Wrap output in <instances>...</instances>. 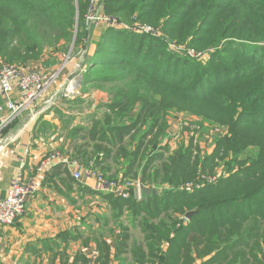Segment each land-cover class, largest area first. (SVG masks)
<instances>
[{
	"label": "trees",
	"instance_id": "16d2710c",
	"mask_svg": "<svg viewBox=\"0 0 264 264\" xmlns=\"http://www.w3.org/2000/svg\"><path fill=\"white\" fill-rule=\"evenodd\" d=\"M89 9L90 0H0L5 65L26 68L46 48L67 53L77 29L74 48L91 34L85 49L94 44V52L82 65V96L63 103L74 107L95 91L108 94L84 116L86 125L71 127L73 116L53 105L36 131L58 129L44 119L56 114L84 169L117 180L110 171L122 165V178L141 180L148 190L141 199L133 191L123 199L83 189L142 233L137 240L119 222L118 235L111 232L115 245L104 237L90 264H264V0H99L97 9L125 28L87 21ZM136 22L159 28L170 42L131 31ZM172 43L206 59L177 54ZM174 110L225 125L228 133L217 134L211 154L192 140L172 152L162 144ZM217 161L226 173L203 182L216 174ZM63 171L71 177L67 166ZM79 262L89 264L82 253Z\"/></svg>",
	"mask_w": 264,
	"mask_h": 264
},
{
	"label": "crops",
	"instance_id": "0c3cea01",
	"mask_svg": "<svg viewBox=\"0 0 264 264\" xmlns=\"http://www.w3.org/2000/svg\"><path fill=\"white\" fill-rule=\"evenodd\" d=\"M3 104L0 96V105ZM64 113L75 119L71 127L87 124V116ZM39 118L35 111L23 113L11 127H6L7 133L0 136V145L10 139L0 149V200L5 197L22 162L26 163L24 180L30 186L25 215L13 226L1 229L0 264H75L80 253L89 264L94 263L98 242L111 236L112 231L117 236L119 222L125 225L128 218L115 220L100 196L84 192L83 189L99 191L94 179L86 178L81 186L70 185L74 167L79 165L71 166L78 161L72 157V144L62 131L64 124L56 114L48 113L44 119L58 129L42 134L36 131ZM51 156L58 157L54 170L39 172L42 161ZM61 166L63 168L59 169ZM66 166L71 177L63 171ZM107 231L109 235H105ZM111 237L114 246L116 238Z\"/></svg>",
	"mask_w": 264,
	"mask_h": 264
},
{
	"label": "rangeland",
	"instance_id": "374dc122",
	"mask_svg": "<svg viewBox=\"0 0 264 264\" xmlns=\"http://www.w3.org/2000/svg\"><path fill=\"white\" fill-rule=\"evenodd\" d=\"M95 16L97 18L101 17L102 21H98V20L90 21L93 24L96 23L103 25L105 23V24L113 25L118 28H125L123 26H118V24L113 20H111L109 17H105L101 10L97 9ZM144 27H150L153 29V32L147 35H152L161 39L164 38V36L162 35V31L159 28H154L149 25H145L144 23L136 22L134 26H131L130 30L134 32L143 33L140 31H143L142 29ZM87 32H88V27H87ZM90 35L91 34H87L86 42L80 45L79 48H74L75 37L77 36V29H76L74 41L73 43H71L67 53L64 54L61 52L56 53L51 48H46L41 52L42 54L40 55V58L38 60L31 61L29 62L28 65H26L27 66L26 68L36 70L47 77H52L53 81L50 84L49 89L47 90L48 92L38 102H36L35 105H33V107L25 110L23 112L24 114H28L29 112L32 111L36 112L37 109L43 107L55 95H60L59 100L58 101L56 100V102L54 103L57 109L64 111L66 113L77 114L79 115V117L90 115L97 107H99L100 104L102 103L104 104L109 101L107 93L95 91L91 93L89 96H84V98L82 97L84 102L81 105L78 106L75 105L74 107H70L69 105H67V103L66 104L63 103L66 99L72 100L82 96L81 92H79V89L82 86L83 75L85 72V69L83 68L82 65L86 63V61L90 58V56L94 52V44L92 46L89 45L88 50L85 49V45L90 44L89 42L91 41ZM164 40L166 39L164 38ZM166 41L167 43L170 42L169 40ZM169 46L171 47L170 49L173 50L175 53L180 55H186L191 59H197V60L206 59L203 57L201 53H197L195 50L188 49L185 46H177L176 43L175 45L172 43ZM2 66H5V64L0 59V67ZM103 110L104 109H101L99 110V112L101 113ZM167 124L169 126V129L167 132V136L163 140L162 145L168 144L169 149L172 152L178 150L179 148L187 147L190 143V140H192L193 144L196 147H200V150L203 155L211 154L215 148V143H216L215 137L217 136V134L226 135L229 130V128L225 125H221L218 123L216 124L211 123L202 117H198L197 115L190 114L186 111H175V110L171 111L170 114L167 116ZM80 163L83 166L86 165L85 161L83 160L80 161ZM219 163H220L219 167H217L216 171L214 172L216 173L215 175L205 176L207 177L208 180L213 178L218 180L226 173L224 170L223 162L219 161L218 164ZM123 170L124 168H122V165H118V166L114 165L112 166V170L110 171V174L112 175L116 174V177L114 179H117L118 181H122V182L131 181L133 183H136V181H141L138 179L133 180L130 178H122ZM136 186L137 185L135 184L134 185L135 188H132L135 197L137 199H139V196L143 198L142 190H141V194H139ZM143 187L145 186L143 185ZM146 187L149 188V186ZM125 225L131 230V235L133 238L137 240L142 239V233L140 231V228L133 227L131 225L129 218L125 221ZM105 229L108 230L107 227H105ZM105 235H109V231H107ZM106 238H109V236H106Z\"/></svg>",
	"mask_w": 264,
	"mask_h": 264
},
{
	"label": "built area",
	"instance_id": "2783aa9c",
	"mask_svg": "<svg viewBox=\"0 0 264 264\" xmlns=\"http://www.w3.org/2000/svg\"><path fill=\"white\" fill-rule=\"evenodd\" d=\"M98 3L99 0H90V11L87 21H102L101 17L97 18L95 16ZM142 30L140 32L145 34L153 32L150 27H144ZM52 81V77H47L33 69L7 65L0 67V96L4 99V104L0 105V136L4 133L6 127L16 121L25 110L33 107L48 92L47 90ZM57 159V156L45 158L39 167V172H47L52 169L54 164L58 162ZM74 165H79V167H74ZM25 166L26 163L22 162L21 169L14 176L5 197L0 200V235L3 227L13 226L25 215L26 197L30 192V186L25 182L23 175ZM71 166L75 168L72 172V177L75 181L82 183L86 178L94 179L99 185V191L101 192L128 199L131 196L132 188H135L134 185L136 184V188L141 194L143 188L141 181L133 183L131 181L108 180L103 173L94 167L84 169L76 161ZM213 179L208 180L207 177H202L203 182L210 184L217 182V179ZM203 185V183L197 186L189 184L181 189L192 192L194 189H200ZM139 199H141V196H139Z\"/></svg>",
	"mask_w": 264,
	"mask_h": 264
},
{
	"label": "water",
	"instance_id": "95a60500",
	"mask_svg": "<svg viewBox=\"0 0 264 264\" xmlns=\"http://www.w3.org/2000/svg\"><path fill=\"white\" fill-rule=\"evenodd\" d=\"M60 98V95H55L50 101H48L43 107H40L39 109H37V111L35 112V115H40L42 114L43 112H45L47 109L51 108L54 103L56 102V100L58 101ZM10 139L8 138L5 142L1 143L0 145V149H2V146H5L6 142L9 141ZM145 193H148V190L145 189L144 187L142 188V196L145 194ZM193 215V212H190L188 215H187V219H189L191 216Z\"/></svg>",
	"mask_w": 264,
	"mask_h": 264
}]
</instances>
